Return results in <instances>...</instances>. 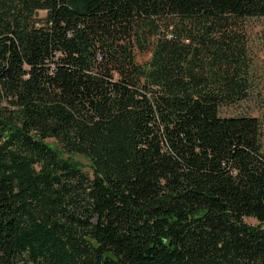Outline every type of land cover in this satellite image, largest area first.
<instances>
[{"label": "trees", "instance_id": "16d2710c", "mask_svg": "<svg viewBox=\"0 0 264 264\" xmlns=\"http://www.w3.org/2000/svg\"><path fill=\"white\" fill-rule=\"evenodd\" d=\"M262 17L0 0V264H264V124L225 113L248 97L236 30Z\"/></svg>", "mask_w": 264, "mask_h": 264}, {"label": "rangeland", "instance_id": "374dc122", "mask_svg": "<svg viewBox=\"0 0 264 264\" xmlns=\"http://www.w3.org/2000/svg\"><path fill=\"white\" fill-rule=\"evenodd\" d=\"M47 15L45 10L36 12L37 19H43ZM241 27L236 30V36L240 39L236 47L235 54L242 61L240 72L246 78L248 86V97L244 101L235 105L225 113L227 114H250L258 116L264 124V17L247 18L241 21ZM150 54H138V60L145 62L149 59ZM53 146L60 148L55 139H48ZM65 157L80 162L83 169L92 175L90 160L76 153H64ZM250 224H258L253 218L245 219Z\"/></svg>", "mask_w": 264, "mask_h": 264}]
</instances>
